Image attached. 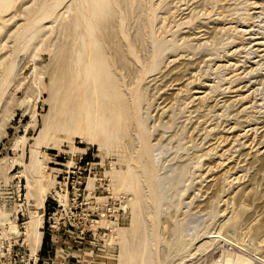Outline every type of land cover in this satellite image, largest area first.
<instances>
[{"label": "rangeland", "instance_id": "rangeland-1", "mask_svg": "<svg viewBox=\"0 0 264 264\" xmlns=\"http://www.w3.org/2000/svg\"><path fill=\"white\" fill-rule=\"evenodd\" d=\"M80 3L0 0V264H264V0Z\"/></svg>", "mask_w": 264, "mask_h": 264}, {"label": "bare ground", "instance_id": "bare-ground-1", "mask_svg": "<svg viewBox=\"0 0 264 264\" xmlns=\"http://www.w3.org/2000/svg\"><path fill=\"white\" fill-rule=\"evenodd\" d=\"M76 2L79 4V6H83V4H81L80 3V0H76ZM80 10V9H79ZM82 14V13H81ZM91 17V16H90ZM83 17H81V16H77V32L79 33V34H81V35H83L84 37H86V38H89V34L88 33H90V28L88 27H84V20L82 19ZM86 18V17H85ZM89 20V19H88ZM81 29H83V31H81ZM80 30V31H79ZM85 31V32H84ZM81 50V46H80V43H76V45H75V48H74V53H75V58H76V60L78 59V57L76 56L78 53H79V51ZM100 60H102V59H98L97 61H95V64L94 65H96V63H100L99 65H100V69L102 70V72H106V71H104V69H105V67H104V65L102 64V61H100ZM76 62L74 61V63H72L71 64V67H70V69H72V71H74L75 69H77V66H76V64H75ZM68 65H70V64H68ZM66 67H68V66H66ZM69 68V67H68ZM106 70V69H105ZM71 71V72H72ZM70 72V73H71ZM76 72V71H75ZM77 73V72H76ZM95 75V74H94ZM73 76V75H72ZM82 76V75H81ZM95 77H96V75H95ZM98 77V76H97ZM100 77V76H99ZM108 76H106V73H105V76H103V78H98L99 79V84H97V85H99V89H98V92L100 93V94H102V93H104V92H106L107 94L106 95H108L109 94V99H108V101H106V102H103V107L105 108V110L106 109H108V110H111L110 111V115H112V116H110L111 118H113L111 121V124H112V127H118L119 125H122L121 124V122H122V116H121V114H122V112L124 111V106H122V108L120 109V100H118L120 97H118V99L116 98V96H117V94H118V92H117V90H116V88H114L115 86V83L112 81V79L109 77V78H107ZM81 78V77H80ZM97 79V78H96ZM93 80V79H92ZM80 82V81H79ZM95 82V81H94ZM93 82V83H94ZM77 83V82H76ZM95 85H96V82H95ZM87 87V86H86ZM85 87V88H86ZM91 87H93V86H91ZM92 90L94 91V89L92 88ZM83 91H84V89H83ZM75 93H78V92H75ZM93 93V92H92ZM84 94V93H83ZM105 94V93H104ZM79 95V94H78ZM86 97V96H85ZM84 97V98H85ZM79 98V97H78ZM81 98V97H80ZM84 98H82V99H84ZM77 100V99H76ZM85 100V99H84ZM72 102V101H71ZM83 102V101H82ZM122 102V101H121ZM69 103V102H68ZM78 103H80V104H78V106L74 109L75 111H77L79 114H80V117H82V116H84V112H86V111H83L84 109H82V106H83V104H81V101H79ZM86 103V102H85ZM123 103V102H122ZM89 105V104H88ZM85 106V105H84ZM87 108V107H86ZM85 108V109H86ZM120 109V110H119ZM124 113H125V111H124ZM115 114V115H114ZM74 115V114H73ZM123 115V114H122ZM126 115V114H125ZM86 116V115H85ZM124 116V115H123ZM94 117V116H93ZM125 120V119H124ZM109 121H110V118L109 119H107V120H105L104 122L107 124V122L109 123ZM79 123V122H78ZM123 123V122H122ZM79 124H81V123H79ZM88 125V124H87ZM105 126V125H104ZM108 126V125H107ZM80 127H82V126H80ZM107 128V127H106ZM115 130H117L116 128H115ZM121 130H122V132H123V129L121 128ZM212 237H216V236H212ZM211 237V238H212Z\"/></svg>", "mask_w": 264, "mask_h": 264}, {"label": "trees", "instance_id": "trees-1", "mask_svg": "<svg viewBox=\"0 0 264 264\" xmlns=\"http://www.w3.org/2000/svg\"><path fill=\"white\" fill-rule=\"evenodd\" d=\"M46 207H48V206H46ZM44 246H45V240H43L41 243L42 251H43Z\"/></svg>", "mask_w": 264, "mask_h": 264}]
</instances>
